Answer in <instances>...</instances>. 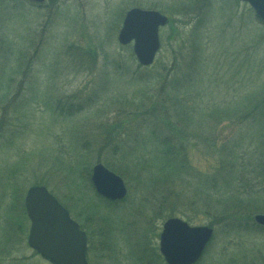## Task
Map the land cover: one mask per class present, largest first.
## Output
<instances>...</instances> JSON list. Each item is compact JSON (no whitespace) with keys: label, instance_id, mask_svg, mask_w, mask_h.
Masks as SVG:
<instances>
[{"label":"rangeland","instance_id":"374dc122","mask_svg":"<svg viewBox=\"0 0 264 264\" xmlns=\"http://www.w3.org/2000/svg\"><path fill=\"white\" fill-rule=\"evenodd\" d=\"M191 2L45 0L38 6L26 0H0V264H49L26 241L29 220L22 199L29 186L39 183L55 194L89 234V264H165L158 243L161 223L168 216L157 214L152 195L146 192L148 196L142 198L137 184L126 182L127 202L104 203L81 169L94 156L89 151L88 157V149H96L105 137L103 126L117 119L115 112L129 111L131 103L147 94L151 97L147 106L153 114H161L154 108L160 104L156 94L178 77L184 60L181 54L187 51L184 42L198 17L201 89L210 75L204 71L217 67L221 73L232 74L227 52L252 44L264 34L262 24L247 25L243 17L249 6L237 0H215L212 8L171 13ZM132 7L155 9L170 17L159 31L161 48L150 69L139 67L131 45L117 41L121 19ZM230 14V26L224 25ZM155 71L162 75L161 81L151 79ZM249 76L258 75H244ZM236 84L238 93H244ZM73 97L74 103L85 104L80 112L69 116L57 109ZM129 120L125 114L119 121ZM188 149L194 167L210 168L209 149L193 139ZM174 216L184 218L178 213ZM212 220L203 214L191 224L208 225ZM220 233L195 264H264V231L242 236Z\"/></svg>","mask_w":264,"mask_h":264},{"label":"trees","instance_id":"16d2710c","mask_svg":"<svg viewBox=\"0 0 264 264\" xmlns=\"http://www.w3.org/2000/svg\"><path fill=\"white\" fill-rule=\"evenodd\" d=\"M193 1L191 5L181 4L171 13H191L195 7L208 9L215 3V0ZM244 14L248 26L264 27L251 8ZM232 15L225 17L224 25L230 26ZM197 20L184 42L187 51L181 54L184 60L178 77L156 94L160 104L154 108L161 114H153V108L147 106L151 97L143 93L140 100L130 104L129 111L115 112L117 119L103 126L106 135L97 142V148L88 149V157L92 151L96 158L90 157L81 172L93 190L89 165L92 161L102 162L125 182L137 184L142 198L146 192L151 194L161 216L178 213L188 223H195L200 215L208 214L213 218L208 225L218 227L213 238L218 232L222 236L220 231L228 236L264 231V227L251 220L254 213L264 212V34L238 50L228 49L226 58L232 74L221 73L222 68L217 67L204 71L210 75L201 89L203 52ZM154 66L155 62L150 67ZM248 72L258 76L245 78ZM150 75L151 79L161 81L159 71ZM230 78L236 81L230 82ZM237 82L244 93H238ZM80 102L74 103L73 97L57 109L73 116L80 112L79 107H84ZM85 103H89L88 98ZM125 114L130 120L121 123L119 120ZM192 139L212 152L208 171L197 169L189 161L187 150ZM128 198L127 194L115 204L127 202ZM5 251L8 250L3 251L7 254Z\"/></svg>","mask_w":264,"mask_h":264},{"label":"water","instance_id":"95a60500","mask_svg":"<svg viewBox=\"0 0 264 264\" xmlns=\"http://www.w3.org/2000/svg\"><path fill=\"white\" fill-rule=\"evenodd\" d=\"M241 1L247 2L264 22V0ZM167 20L157 10L129 8L118 29L117 41L122 45L133 41V53L138 63L150 66L160 47L158 27L165 25ZM90 181L95 192L105 199L121 200L127 194L123 179L101 163L92 167ZM23 200L30 220L26 240L29 247L52 264H87L85 233L55 196L45 186L34 185L27 190ZM253 220L264 226V214H255ZM162 224L158 245L167 264L195 263L213 235L211 227L191 226L178 217L168 218Z\"/></svg>","mask_w":264,"mask_h":264}]
</instances>
